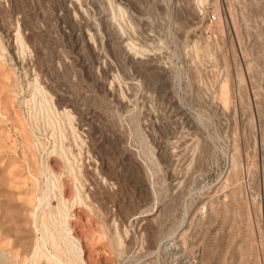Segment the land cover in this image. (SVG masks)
<instances>
[{"label": "rangeland", "instance_id": "rangeland-1", "mask_svg": "<svg viewBox=\"0 0 264 264\" xmlns=\"http://www.w3.org/2000/svg\"><path fill=\"white\" fill-rule=\"evenodd\" d=\"M36 79L81 129L63 139L74 173L46 153ZM48 176L86 264H264V0H0V252L17 264Z\"/></svg>", "mask_w": 264, "mask_h": 264}, {"label": "bare ground", "instance_id": "bare-ground-1", "mask_svg": "<svg viewBox=\"0 0 264 264\" xmlns=\"http://www.w3.org/2000/svg\"><path fill=\"white\" fill-rule=\"evenodd\" d=\"M202 1H204V0H202ZM18 32H19L18 39L20 41V44L24 47L25 42H24V38L22 36V32H20L19 30H18ZM32 89H33V92L31 91L32 95H33L32 98L35 100L37 99L36 95L38 93H40V94L44 93V97L42 100H40L41 103H39L38 106L36 105V109L39 112V114H41L39 116H43V119L45 121L44 123L47 124V126H45V127L51 128L52 137L54 138L53 147L51 148L52 151L50 152V150H51L50 149L49 150L50 153H48V150H47L48 147H47L46 153L49 155L56 154L57 156H59L61 158V160H63L64 164H66L67 168H69V170L74 173L75 168H73L72 164H74L76 161H74V163H71L70 158H69L70 155H74V151H72V149L68 145L66 146L64 143V140H65L64 138L67 137V134L65 131H66V129H68V126H69L71 131H72L70 136H73V138H74L75 142L78 144V146H81L80 141L84 143V140H83L81 132H80L81 129L79 128L78 125H76L75 120H74L75 118H74L72 112L70 111L69 107L65 106V104L60 105V108L63 110L62 112H60V110H57L54 107L55 105L53 104V101L51 102L48 99V97L46 95V91L44 90V88L41 87V84L39 83L38 79H36L34 81ZM16 90H17V88H16ZM220 98L225 104H228V102L230 100V91H229L227 83L222 84L221 91H220ZM24 101H22L23 104H25V102H26V101L25 102ZM35 103L38 104L37 102H35ZM34 109H35V107L33 108V112H34ZM36 115L37 116H34L32 114V116H34L33 118H35L34 120H38V114L36 113ZM30 116H31V114H29V117ZM34 120H33V122H34ZM35 122H37V121H35ZM31 126H33V125H31ZM49 143H48V145H49ZM43 151H44V149H43ZM77 156H78V154H77ZM75 158H77V157H75ZM72 159H73V156H72ZM73 160H76V159H73ZM41 163L43 164L42 168L44 170L45 175L49 174L52 176V173L54 171L53 166H52L53 164L51 165L48 160H44ZM77 167L79 168V166H77ZM239 169H240V164H239V162L235 161V163L233 165V171L235 173L236 179L239 178ZM69 170L67 171L68 173H69ZM44 173H42V174H44ZM54 173H55V171H54ZM78 173H80V171H78ZM81 173L83 174V172H81ZM51 176L47 177L48 178V181L46 182L48 184V185L46 184L47 190H45L43 192L42 196L39 197L38 205L35 206L34 211L32 210L33 215L35 213V216L33 218V222L31 221L32 224H34L33 228L35 226V229H33V230H35V232L36 231L40 232L41 237H38V235L35 233V235H37V238L35 237L36 242L34 245V249L32 251L33 254L31 253L32 256L30 255L31 259L29 258L30 259L29 264L30 263L31 264H39L42 261L46 262V264H86L84 258L82 257V252H84V251L81 250V246H80L81 244L78 243L80 241L76 242L78 239L75 241L74 238L71 236V233H73V232L71 231L72 229L70 227L69 218H68V216H69L68 211L69 210L66 207L65 201L62 200L60 202V203H62V205L58 206L57 210L55 212H53L52 210L47 211V207H49L51 205V204H49L50 199L54 198L53 196L51 197L52 187L53 186L55 187L56 182H57L54 179H52ZM56 180H58V179H56ZM59 180H60V178H59ZM78 182H79V180H78ZM57 184H58V182H57ZM60 187H63V186H60ZM79 192L80 191H78V193H76V194H78V199L80 200V199H82V197L80 198ZM59 195H60V193H59ZM62 199H63V197H62ZM32 224H30L31 227H32ZM2 253L0 252V264H17L15 261L11 260L9 257L2 255Z\"/></svg>", "mask_w": 264, "mask_h": 264}]
</instances>
